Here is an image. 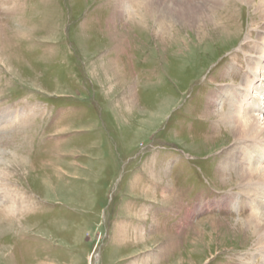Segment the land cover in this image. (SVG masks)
Here are the masks:
<instances>
[{
	"label": "rangeland",
	"instance_id": "rangeland-1",
	"mask_svg": "<svg viewBox=\"0 0 264 264\" xmlns=\"http://www.w3.org/2000/svg\"><path fill=\"white\" fill-rule=\"evenodd\" d=\"M147 1L0 0V264H264L218 117L261 57L256 1Z\"/></svg>",
	"mask_w": 264,
	"mask_h": 264
},
{
	"label": "bare ground",
	"instance_id": "bare-ground-1",
	"mask_svg": "<svg viewBox=\"0 0 264 264\" xmlns=\"http://www.w3.org/2000/svg\"><path fill=\"white\" fill-rule=\"evenodd\" d=\"M175 1L176 8L180 7V12L188 10L190 12H199L201 15H210L209 13L213 12L216 16H219L218 19L220 16L226 14L232 16L231 14H233V12L231 11L233 9L231 10V8L232 4L235 3V0H182L180 4L179 0ZM253 1H256V5ZM246 2L247 5L253 2L260 19L262 18L264 20V0H246ZM127 5L134 11L136 6L140 7V11L143 10L141 11L144 15L143 18L156 14L154 12L155 8L151 3L149 4L147 0H128ZM132 5L134 6L131 7ZM220 20L222 21L223 19ZM225 21L226 20H223V27L227 28L228 25H226ZM255 46L256 45L252 46L253 51L256 55L260 54L261 57L256 59L250 58V60H248L249 58L247 59L250 62L249 71L245 74L247 78L244 77V81L240 87L226 90L228 93L222 96V101L223 103L228 102L230 104L229 109L223 108V110L218 113V117L225 123L223 126H230L231 134L236 140V147L226 156L224 166L230 170L235 168L238 178L243 182H248L245 189L249 191V193L252 191L258 192V188L264 191L263 158L259 157V152L264 156V113L261 109L259 110L260 95L257 94V92H264V89L262 90L261 87L259 88V86L257 87L255 85V81L258 80L257 77H262V75L264 77V72H262V70L264 71V63L260 62L262 58L264 61V45L259 46L257 44V48ZM262 79L264 80V78ZM242 86H244L245 90H243L244 88ZM251 92L255 93V96L252 98L253 102H246L245 99L248 94H252ZM257 109L258 113L256 114ZM3 116H0V124H2L3 120L4 122L8 119L12 121L11 116ZM260 216L261 217H255L256 222L258 225L260 221L263 222L260 225L264 228V220H262L264 214L262 213ZM259 237L260 244L263 245L264 237L261 235H259Z\"/></svg>",
	"mask_w": 264,
	"mask_h": 264
}]
</instances>
